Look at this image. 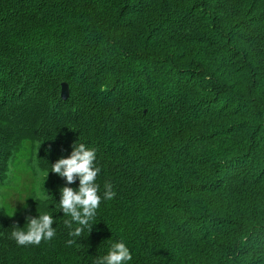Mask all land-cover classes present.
Masks as SVG:
<instances>
[{
    "label": "trees",
    "instance_id": "16d2710c",
    "mask_svg": "<svg viewBox=\"0 0 264 264\" xmlns=\"http://www.w3.org/2000/svg\"><path fill=\"white\" fill-rule=\"evenodd\" d=\"M77 142L116 195L71 237L49 197L79 180L50 171ZM44 213L53 239L18 246ZM121 240L128 264H264V0H0V264H94Z\"/></svg>",
    "mask_w": 264,
    "mask_h": 264
},
{
    "label": "clouds",
    "instance_id": "9594fccd",
    "mask_svg": "<svg viewBox=\"0 0 264 264\" xmlns=\"http://www.w3.org/2000/svg\"><path fill=\"white\" fill-rule=\"evenodd\" d=\"M51 173L64 178L67 184H73L79 180L78 188L62 187L59 189L60 200L56 203L53 197L51 205H58L64 216L70 217L64 221L71 237H79L85 229L92 230L91 221L95 218L102 201L112 200L116 193L111 183L103 185L104 191L100 193V186L96 179L101 172L97 164V153L94 147L77 142L73 145L71 155L61 157L51 165ZM49 172V173H50ZM53 215L47 213L38 214V217H26L25 227H14L11 232L18 246L39 245L47 242L56 235V229L52 227ZM75 225V227H74ZM74 240H68L71 245ZM132 260V254L124 241L112 243L106 255L94 259V264H128Z\"/></svg>",
    "mask_w": 264,
    "mask_h": 264
},
{
    "label": "rangeland",
    "instance_id": "374dc122",
    "mask_svg": "<svg viewBox=\"0 0 264 264\" xmlns=\"http://www.w3.org/2000/svg\"><path fill=\"white\" fill-rule=\"evenodd\" d=\"M32 152V143L27 141L24 143L22 150L17 155V159L14 164V177L12 174L10 179V189L5 190L7 194L3 198V206L9 213L16 214L24 210L30 203L36 184L34 183V176L32 173L26 170L24 159L29 156L31 158ZM29 161L30 163L32 162L33 165H36L35 160L29 159ZM33 172L35 173L36 169H33ZM13 184L14 188H11Z\"/></svg>",
    "mask_w": 264,
    "mask_h": 264
},
{
    "label": "water",
    "instance_id": "95a60500",
    "mask_svg": "<svg viewBox=\"0 0 264 264\" xmlns=\"http://www.w3.org/2000/svg\"><path fill=\"white\" fill-rule=\"evenodd\" d=\"M61 98L64 101H67L70 98V89H69V86L67 84H62V87H61Z\"/></svg>",
    "mask_w": 264,
    "mask_h": 264
}]
</instances>
